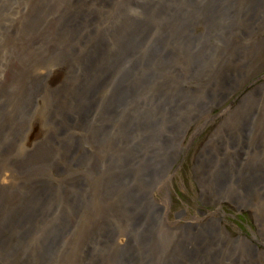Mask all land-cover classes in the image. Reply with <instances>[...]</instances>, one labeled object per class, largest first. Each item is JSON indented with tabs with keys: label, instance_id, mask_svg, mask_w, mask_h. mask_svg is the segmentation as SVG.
<instances>
[{
	"label": "bare ground",
	"instance_id": "6f19581e",
	"mask_svg": "<svg viewBox=\"0 0 264 264\" xmlns=\"http://www.w3.org/2000/svg\"><path fill=\"white\" fill-rule=\"evenodd\" d=\"M98 1L99 16L92 20L89 16L91 21L86 19L84 12L75 11L78 6L59 11L51 9L45 13L47 19L63 23L67 27L78 28L81 23V34L72 30L55 37L62 46L53 40V35L47 33L45 40L38 44H35L36 37L23 38L17 43L5 39L4 48L23 47L29 53L36 49L43 59L38 62L32 59L28 64L32 77L25 75L19 67L18 75L29 85L25 88L29 92L19 98L18 105L0 107V136L2 137L1 133H4L5 128L11 129L5 140L6 144L0 146V264H147L144 255L140 256L138 249L134 248H141L146 244L139 243L141 234L145 235V226L150 228L151 219L160 214L177 229L175 235H166L172 241L170 250L176 245V252L169 259V264H200L201 261L204 264H264V83L259 76L255 78L258 77L257 81L260 83L253 86L236 107L231 106L225 110L227 115L222 123L211 121L212 134L208 141L210 155L206 166L208 176L204 183L208 197L201 200L202 204L207 201L220 206L223 200L242 206L248 204L251 208L249 217L253 219L254 216L256 220L257 230L253 234L247 236L245 232L234 237L227 233L221 220L212 213L206 221L195 216L191 220L186 219L184 225L177 221L170 223L167 218V195L158 200L150 189L147 192L136 188L138 180L130 174L134 163L140 159L129 160L127 152L123 150V157L118 161L121 163L119 168L123 171H120L114 183L112 177L115 170L109 175L103 174L105 184L101 183L98 191L107 201L111 200L112 207L109 204L108 207L101 205V214H98L99 210L92 211L91 208V214L85 215L83 221L80 215H71V222H80L83 233L72 244L61 240L65 234L69 235L74 223L67 222V217L53 219L52 214L55 216L60 213L63 203L71 202L72 198L67 195V191L71 195L73 190L67 187L68 183H82L74 180L75 176L70 173L77 159L75 142L69 137L74 136L75 127H89L84 121L87 118L85 115L93 114L96 106H101L103 114L111 119L115 134V137H111L114 140L110 150L112 152L117 151L116 143L124 149L125 143L133 145L139 141L146 142L147 130L149 134L159 119L165 123L166 133L162 141L169 145L161 143V149L153 150L151 154L162 160L142 162L135 166L140 177L144 181H150L159 177V172H164L165 162H172L174 156L172 153L176 145L173 139L177 129L168 113L176 108L177 93L173 80L177 79L178 74L188 72L186 61L189 59L190 71L195 69L196 73H193L200 75V82L208 89V101H203L205 103L201 111L215 109L221 101L242 86L249 74L253 75L254 70L264 64V41L251 43L244 35L245 32L258 30L256 26L261 28L264 25V0H242L235 3L212 0L210 6L206 5L203 9L199 5L201 0ZM214 4L217 5V10L224 11L227 15L220 17V30L216 33L215 47L212 48L207 44V36L210 37L217 22L214 23L215 20L208 17ZM36 5L39 8L37 2ZM84 6L83 3L79 4V7ZM202 14L208 18L202 23L204 31L197 33L196 28L189 31V26L194 27V19ZM213 15L217 17L218 14ZM100 22L101 25L105 23L103 29L93 32V25ZM228 26H236L242 32L237 31L231 39L225 33L220 35ZM181 33L187 35L183 37ZM79 36L84 42V49L87 48L83 54L72 51L73 46L69 45V42ZM219 36L226 42L220 40ZM179 37L182 39L176 47ZM154 45L157 46L156 49ZM116 46L124 49L120 57L114 51ZM214 51L226 61L215 70L205 71L208 82L203 78L204 72L198 68L203 63L206 68L214 65L207 61L217 59ZM71 54L76 59H62ZM26 59L30 60L28 57ZM14 63L9 61L4 64L0 73L7 64ZM179 64L184 72L179 69ZM69 66L76 69L73 70L74 74L71 71L62 74L63 69ZM219 68L222 72L218 80L215 76L220 72ZM51 75L65 77L57 87V95L48 84H44L43 88L36 86V82L47 80ZM3 77L9 78L7 74ZM85 78L88 83H85ZM20 85L27 86L22 83ZM112 89L113 93H110ZM51 93L52 101L49 102L46 98ZM42 101L47 103V107H44L45 102ZM31 103L40 106L29 113ZM53 103L72 108L73 116L67 117L63 110L61 123L56 122L57 114ZM42 124L48 129L39 130ZM181 133L183 128L179 131ZM99 138L100 135H96L92 141L97 143ZM19 141L24 147L17 150L19 146L15 144ZM55 146L61 148L55 149ZM135 154L134 152L131 156ZM83 155L82 153L77 157ZM52 169L60 174L67 170V174L71 175L69 181L65 177L64 180H58L56 185L52 182L56 177L51 180L47 177L48 171ZM50 184L56 188L51 189ZM165 185L163 181L157 184L158 193H162ZM109 188L110 197L106 195ZM83 189L86 190L85 186ZM94 189L97 191V186ZM64 200L66 201L63 202ZM77 200L75 198L72 201L74 203ZM84 200L92 204L90 198ZM79 201L74 205L78 208V214H81L86 207H82L85 202L80 204ZM112 213L113 216L119 215L127 219L130 226L137 228L141 234H137L132 240V231L128 234L113 231L109 228L112 224L104 221ZM74 227L78 229V226ZM192 236L197 237L196 240L188 238ZM146 237L147 241L153 242L152 231L149 230ZM182 238H186L185 244H182ZM73 244L78 246L72 247ZM59 246H70L68 256L57 257ZM93 246H100L102 253H94Z\"/></svg>",
	"mask_w": 264,
	"mask_h": 264
},
{
	"label": "rangeland",
	"instance_id": "374dc122",
	"mask_svg": "<svg viewBox=\"0 0 264 264\" xmlns=\"http://www.w3.org/2000/svg\"><path fill=\"white\" fill-rule=\"evenodd\" d=\"M119 2L120 0H111V2ZM235 1H242V0H228L229 2ZM36 2L39 6L37 8ZM212 0H209V2L206 3V0H201V8L203 9L206 5L210 6ZM83 3L85 5L84 7H79V4ZM134 3H137L135 1ZM99 1L98 0H0V69L1 67L6 64L9 61H14L15 63L13 65H6V68L1 71L0 73V107L5 108L8 106H15L20 103L19 98L21 96H24L29 91L25 88L29 87V85L18 75L19 67L23 71L25 75H28L29 77H32L33 73L28 68V64L32 62V59L36 62L43 59L42 55H40V52L36 49L34 51L27 52L25 48L18 47V48H4L5 46V39H10L11 42H16L23 39V38H32L36 37L37 40L35 44L40 43L41 41L45 40L46 33L49 35H53V40L57 43L55 40V37L62 34L63 32H69L72 30H77L79 34H81V31H83V27L80 23V26L78 28L75 27H67L63 23H58L55 20L47 19L44 15L46 12H48L51 9L56 10H64L66 8L70 7H77L75 11L82 13L84 12L86 15V19L88 21H91L92 19H96V16H99V13L97 14V9L100 8L98 6ZM223 6V2L220 3ZM217 5H213L212 13L208 15L210 19H214V23L216 22V26L214 27V30H211L210 37L207 36V44L211 46L212 48L215 47L216 43V33L220 30V26L218 22L221 20V16H226L225 12H220V10H217ZM236 6V5H235ZM45 7V8H44ZM41 8V9H40ZM42 8H44L42 10ZM210 8V9H211ZM235 8V7H233ZM96 12V13H95ZM83 13V14H84ZM95 13V14H93ZM217 15L215 17L213 15ZM64 14V13H63ZM205 15V14H204ZM203 14L201 16L198 15L197 19H194V27L189 26V31H191L193 28H196L197 33L203 32L205 26H202V23H204L205 18L208 19ZM89 16L91 17V20L89 19ZM187 17V16H186ZM264 18V15H263ZM102 22V21H101ZM101 22L99 24L93 25V32L98 31L100 28L103 29V26ZM108 23H110L108 21ZM218 23V24H217ZM111 24V23H110ZM85 29V28H84ZM256 31L249 33L245 32V37H247L250 42L256 41V42H262L264 41V25L259 28L256 26ZM237 31L242 32L236 28V26L226 27L224 30H222L219 34L224 35V33L230 37V39L233 37V34H235ZM85 34V31L84 33ZM183 37L187 35V33H181ZM226 36V37H227ZM79 38H76L69 42L71 46H73L72 51H75L79 54H83L87 51V48L84 49V42L81 41ZM221 38V36H219ZM218 38V39H219ZM182 38H178V42L181 41ZM224 38H221L223 42H226V40H223ZM218 41V40H217ZM252 43V42H251ZM60 46L61 43H57ZM155 49L157 48L156 45H154ZM255 47V46H254ZM217 48V47H216ZM114 51H116L119 54V57L121 56V53L124 51L122 46H116L114 48ZM169 50H166V52ZM169 54V52L167 53ZM214 54L216 55L217 59L214 61L208 60V62L214 63L213 66L206 68L204 63L201 67L198 68V70L204 72L203 78H206L208 75L205 73L207 70H215L223 61H226L224 58H221L220 55H217L214 51ZM220 54V53H219ZM224 53H222L223 55ZM78 56V55H77ZM30 58V60H27L26 58ZM200 57V56H199ZM198 57V58H199ZM66 58H74L76 59V56L68 55L66 57H63L62 59ZM167 56L165 57V59ZM188 59V58H187ZM200 59V58H199ZM264 60V57H262ZM184 60V59H182ZM22 62V64L20 63ZM230 62V61H227ZM185 64V63H184ZM186 64H188V72H185L184 74H178L177 79L173 80L175 84L173 87H176V95H175V104L176 108L173 111H169L168 115L171 118L172 123L177 129L176 135L173 139V143L176 145L175 148H173V157L172 162H165L164 172H159L161 174L159 177H156L155 179H151L150 181H144L142 177L138 174V171L136 170V164L142 163V162H148L151 163L154 160L159 161L162 159L154 158L151 154H153V150H159L162 147V144H166L165 141H162L163 136L166 133V130L164 128L163 121L159 119L156 121V127L152 128V131L148 134L147 130V141L142 143L141 141L136 142L133 145H129L125 143L124 149H121L120 144L116 143V152H112L111 146L113 145L114 140L111 139V137H115L114 131L112 129L111 119L103 114L102 108L97 107L94 110V113L91 115H85L87 118L84 119V121L89 125V127L86 126H79V128L75 127L74 129V136L69 137L73 140V143L75 142L76 145V159L77 162L74 165L73 162H71L72 169L70 170V173L72 176H75L74 180H79L82 183H73L69 182L67 187H71L73 190V194H69L67 191V195L71 196L72 200L75 198H78L77 201L74 203L76 204L79 200L80 204H84L86 209L81 213L78 214V208L74 205L73 201L71 202L67 201L66 203H63V209L60 211V213L56 214L55 216L52 214V217H60V218H66L67 222L74 223L72 224V227L70 229L69 235L65 234L61 237V240L66 243H73L80 235L82 230L80 228L81 223H75L71 222V215L73 217H78L80 215L81 220L83 221L85 219V215H90L91 212L89 211L91 208L92 211H95L96 209L99 210L98 214H101L100 207H108L107 204L112 207L111 200H106L102 195H100L99 187L100 184H105V181L103 179V174H111L113 170H115L114 177L112 180V183H114L118 177L120 171H123L122 168H119L120 162L119 158H122L121 151L124 150V152H127V156L129 157V160L134 159H140L138 162L136 161L134 163L133 171H131L132 175L131 177H135L138 180V185H136V188H139L142 191H150L154 193V197H156L158 200H162L163 196L167 195L168 197V219L171 222L177 221L181 225H184L185 222L188 220L193 219L195 216H199L201 219L206 221L208 219V215L212 213L214 217H217L221 220V223L224 225V229L232 234L234 237L247 233V236H250V234H253L255 230H257L256 226V220L253 216V219L249 217V214L251 211L250 206L247 204L246 206L238 205L235 202H232L230 200H223L221 203V207L218 203L212 204L210 202H204L201 203V200L204 197H208L207 194V186L204 184L206 182V178L208 176V169L207 165L209 162V155H210V138L212 131L210 130V125L212 124L211 121L215 120L219 124L224 121L227 112L225 111L228 107H236L239 104V101L244 97L253 86L258 85L260 82L257 81L258 77L264 83V64L261 65V67H257L254 70V74H249L245 81L243 82L242 86L239 87L236 91L231 93L226 100L221 103L213 110L207 108L204 111H201L202 105L205 103L204 100L208 101V89L203 85V82H200L199 74L198 76L193 73V71L196 73L195 69L193 71H190L191 66L186 61ZM201 64V62L199 63ZM39 67H42L41 65H37ZM181 69V71L184 72L181 65H178ZM220 69V72L215 76L218 80L220 78V73L222 72V69ZM218 69V70H219ZM45 70V69H44ZM73 70L76 69L72 66L66 67L63 69V73H66L67 71H71L72 74ZM217 70V71H218ZM174 73L173 71H171ZM192 72V73H191ZM4 74H7L9 78L3 77ZM71 75V74H69ZM80 76V75H79ZM254 76V77H252ZM251 77V78H250ZM180 78V80H178ZM65 77L63 78V75H51L47 80H43L41 82H36V86L38 88H43L44 84H48L49 87L52 88L51 91L54 90L55 94L58 85L64 81ZM207 79V78H206ZM259 79V80H260ZM87 82V79H84ZM82 79V81L84 82ZM209 82V79H207ZM257 81V82H255ZM20 83L26 84V87H22ZM202 83V84H201ZM207 84V82H205ZM65 89V88H64ZM107 89V86H106ZM105 89V90H106ZM207 91H206V90ZM43 91L44 89H40ZM31 91V90H30ZM62 92V89L59 90ZM110 93H113V89L110 91ZM65 93H63L64 95ZM115 94V93H114ZM119 94V93H117ZM116 94V95H117ZM62 95V96H63ZM49 102L52 101V93L49 95V97L46 98ZM45 102V101H42ZM114 102V101H112ZM44 107H47V103H43ZM29 113H32V111L35 108H38L39 106L33 103L29 104ZM56 110V122L61 123V113L66 111L67 117L73 116L71 113L73 110L69 107L64 106H58L56 103H53L52 105ZM2 110V109H1ZM60 110V111H59ZM6 112V111H5ZM2 112L0 111V118H1ZM23 116H20V118ZM42 126V127H41ZM39 126V130H47L48 128L45 127L44 124ZM50 127V126H49ZM84 131L82 132V129ZM45 128V129H44ZM181 128H183V133L179 134V131H181ZM51 129V128H50ZM103 130V131H101ZM158 130V131H157ZM4 133H1L2 137L0 136V146L3 144H6V138L8 137V133L11 131V129L5 128ZM37 131V130H36ZM35 132V131H34ZM99 132V133H98ZM100 135L99 140L97 143L95 141H92V139L96 136ZM179 138V139H177ZM11 139V138H10ZM68 140L67 138H64ZM69 139V140H70ZM34 140V139H30ZM43 140V139H42ZM162 143V144H161ZM15 146H21L20 148L17 147V150H20L24 147V144L19 141L15 144ZM23 146V147H22ZM58 147V148H57ZM61 147L55 146V149H59ZM96 150V154H94ZM170 150V148H169ZM14 152V151H12ZM128 152L130 155H128ZM136 153L134 156H131ZM84 154L82 157H77L79 154ZM121 156V157H120ZM147 161H146V160ZM126 160V158H125ZM115 161V162H113ZM64 166L66 167V161H64ZM116 164V167L114 168ZM69 165V161L67 160V166ZM112 171V172H111ZM47 177L51 180L53 177H56V180H53L52 182H55L56 185L58 183V180H64L65 177L67 181H69V174L66 172L60 174L55 169H52V171H48ZM49 174V176H48ZM128 174V173H126ZM129 175V174H128ZM47 179V178H46ZM129 180H131L129 178ZM72 181V180H71ZM165 183L166 187L163 188L162 193H158L156 190L157 184ZM84 184V185H83ZM53 188H56L53 184H50ZM85 186L86 190L83 189ZM91 188H90V187ZM94 186H97V191L94 189ZM96 188V187H95ZM106 191V190H104ZM111 189L109 188L108 193H106L107 196L110 197ZM92 196V197H91ZM90 198L92 200V204H89V202H86L84 199ZM108 198V197H106ZM64 200L63 202H65ZM205 201V200H204ZM50 202H53L51 200ZM90 205V206H87ZM203 205V208H200ZM80 208V207H79ZM64 210V211H63ZM62 214V215H61ZM63 216V217H61ZM181 217V218H180ZM164 215L160 214V216L156 218H152L150 221V228L145 226V235L141 234L139 230H136L137 228L131 227L129 224V221L125 219L122 216H113V213L109 216L105 217L106 222L111 223L112 226L109 228H112L113 231L116 233H123L128 234L132 231V240H134L135 236L137 234H141V240L139 241L140 244H145L141 248L136 247L134 250L138 249L139 255L143 257L147 261V264H169L168 261L171 259V257L176 252L174 245L170 250V245L172 244V241H170L169 238L166 237V235L174 234L176 233L175 228H173L167 219H163ZM68 226L70 224L67 223ZM74 226H78V229ZM150 230L152 231V240L147 241L146 234ZM136 231V232H135ZM133 232H135L133 234ZM191 240H193L197 237H188ZM253 238V237H251ZM184 241L182 244H185L186 238H182ZM98 244V243H97ZM149 244V245H147ZM77 244H73L72 247H74ZM78 246V245H77ZM140 246V245H139ZM70 247V246H69ZM69 247L66 246H59L58 247V255L57 257L61 258L63 256H68L69 253ZM188 248V247H187ZM143 249V250H142ZM94 253H102L100 246L95 247L93 246ZM108 251H110V248H107ZM111 252V251H110ZM109 253V252H108ZM57 257L55 260H57ZM205 260V259H203ZM60 264H62L60 262ZM200 264H204L202 261Z\"/></svg>",
	"mask_w": 264,
	"mask_h": 264
}]
</instances>
